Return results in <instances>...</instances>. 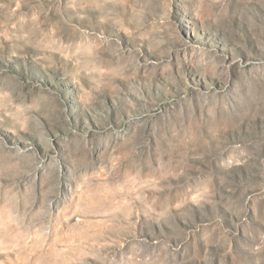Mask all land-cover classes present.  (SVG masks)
Listing matches in <instances>:
<instances>
[{
    "label": "rangeland",
    "instance_id": "obj_1",
    "mask_svg": "<svg viewBox=\"0 0 264 264\" xmlns=\"http://www.w3.org/2000/svg\"><path fill=\"white\" fill-rule=\"evenodd\" d=\"M0 264H264V0H0Z\"/></svg>",
    "mask_w": 264,
    "mask_h": 264
}]
</instances>
